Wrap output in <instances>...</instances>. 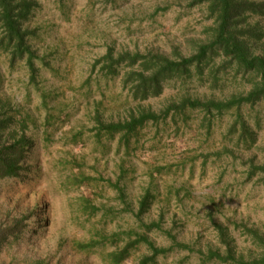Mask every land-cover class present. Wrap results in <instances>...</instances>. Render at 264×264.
<instances>
[{
  "label": "rangeland",
  "instance_id": "1",
  "mask_svg": "<svg viewBox=\"0 0 264 264\" xmlns=\"http://www.w3.org/2000/svg\"><path fill=\"white\" fill-rule=\"evenodd\" d=\"M25 27L35 51L33 77L23 60L10 64L0 51V98L14 115L0 133L9 144L24 135L17 177L0 179V229L21 219L22 232L0 242V264H111L109 254L144 234L168 248L170 232L195 249L219 248L220 225L237 256L254 254L244 226L264 232V173L248 178L252 160L264 165V104L220 115L186 109L165 121L147 123L130 135H106L100 123L124 121L142 109L160 113L189 98L229 96L208 83L172 79L162 93L134 99L122 75L107 74L103 58L158 52L169 58L193 54L211 39L214 19L205 4L191 0H36ZM263 3L264 0H253ZM243 25L257 27L263 52L264 7ZM245 88L249 84L244 85ZM239 114V116H238ZM241 118L254 136L243 142ZM24 120V125L18 119ZM149 190L148 211L137 216ZM93 206L96 210H93ZM163 214V215H161ZM163 216V217H161ZM159 221L146 231L142 223ZM84 244V247H80ZM140 243L120 264L149 255ZM197 252L174 247L152 264H202ZM224 264V263H204Z\"/></svg>",
  "mask_w": 264,
  "mask_h": 264
},
{
  "label": "trees",
  "instance_id": "2",
  "mask_svg": "<svg viewBox=\"0 0 264 264\" xmlns=\"http://www.w3.org/2000/svg\"><path fill=\"white\" fill-rule=\"evenodd\" d=\"M205 4L207 11L214 19L215 26L211 39L206 43L198 45L196 51L186 57L169 58L161 53L147 52L130 53L124 52L115 57L110 51L104 58V67L107 74L118 75L122 69L123 85L130 86L134 99L144 101L156 97L162 93L163 83L172 79L191 81L195 78L199 82L208 83L212 90H221L225 87L227 77L222 81L220 74L227 75V70L232 71L230 82L232 84L230 95L217 100L215 98H189L185 97L179 102L169 103L160 113L152 112L150 109L139 110L136 114H130L124 121L100 123L99 130L105 131L106 135L122 134L128 144L129 137L135 134L138 129L147 123H157L165 121L168 117L184 113V110H201L206 115H220L233 108L240 110L246 105L264 104V44L263 52L255 54L251 43L260 40L261 34L257 27L243 25L249 16L261 12L263 3L253 0H191V5ZM38 7L36 0H0V51L5 53L13 64L16 60H23L25 66L31 71V76L35 71L34 59L35 51L31 49L27 42L28 30L23 27L32 11ZM249 84L247 88L244 85ZM225 89V88H223ZM7 106V100L0 98V133L7 127L8 122L13 119V111ZM239 116V114H238ZM24 125V120L18 119ZM239 124L240 140L254 142L253 133L239 117L231 125V130L235 131L236 124ZM24 135L19 139H13L9 144L0 143V179L17 177L21 155L24 154L25 146H20ZM247 176L251 178L256 173H264V165H257L249 161ZM154 196L151 191L146 193L139 201L137 216L145 214ZM93 210L96 207L93 206ZM163 215V214H161ZM163 217V216H161ZM12 227L0 229V242L9 235L18 236L21 234V219L13 218ZM146 231L153 229L160 230L159 221H152L148 224L142 223ZM252 242L256 245L254 254L247 257L240 253H234L229 235L221 229L220 241L226 245L224 253L219 248L207 247L206 250L197 248L188 243L178 242L170 232L168 236L171 246L168 248L156 247L147 236L139 234L135 239L129 240L120 250L109 254L111 264H120L125 261L130 251L140 243H145L150 254L143 256L138 264H152L154 260L164 255L174 247L189 252H197L198 258L204 263H224V264H264V232L257 228L244 226ZM84 247V244H80Z\"/></svg>",
  "mask_w": 264,
  "mask_h": 264
}]
</instances>
